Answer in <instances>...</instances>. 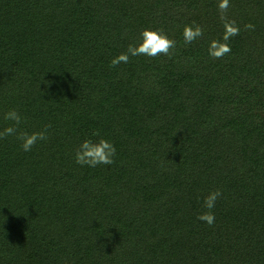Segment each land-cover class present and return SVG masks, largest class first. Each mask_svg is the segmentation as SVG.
<instances>
[{"label": "trees", "instance_id": "16d2710c", "mask_svg": "<svg viewBox=\"0 0 264 264\" xmlns=\"http://www.w3.org/2000/svg\"><path fill=\"white\" fill-rule=\"evenodd\" d=\"M217 3L0 0V130L11 109L22 131L51 125L29 152L0 139V264H264V0H230L221 59ZM146 28L173 54L113 67ZM95 132L114 163H75Z\"/></svg>", "mask_w": 264, "mask_h": 264}, {"label": "clouds", "instance_id": "9594fccd", "mask_svg": "<svg viewBox=\"0 0 264 264\" xmlns=\"http://www.w3.org/2000/svg\"><path fill=\"white\" fill-rule=\"evenodd\" d=\"M231 7L230 0H218L217 8L219 18L223 26L222 37L218 40H212L209 43L208 53L214 59H221L231 52L229 40L232 37L240 34V28L235 20L228 18V9ZM246 30H254V25L246 24ZM203 36V29L200 25L193 22L192 25H185L183 28V39L185 44H190L193 41ZM176 46V41L168 38L162 29H144L140 33L138 43L129 44L126 52L120 53L111 60L113 67L121 64L128 63L130 57L148 56L157 57L160 55L171 56ZM6 121L12 122L9 126L0 130V139L7 138L8 136H15L21 144V148L25 152H29L39 141L48 139V129L51 125H45L40 131L27 132L20 130L22 117L20 113L11 109L4 115ZM93 136L98 139H85L75 149L74 160L79 165H87L89 167H96L97 165H111L114 163L116 149L114 144L100 137L98 132L93 133ZM222 192L217 189L210 191L203 199V208L206 209L197 216V219L205 222L207 225L212 226L215 223V215L212 211L216 202L221 198Z\"/></svg>", "mask_w": 264, "mask_h": 264}]
</instances>
